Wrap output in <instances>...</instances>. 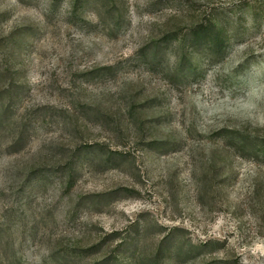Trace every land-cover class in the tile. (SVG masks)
<instances>
[{"label":"rangeland","instance_id":"1","mask_svg":"<svg viewBox=\"0 0 264 264\" xmlns=\"http://www.w3.org/2000/svg\"><path fill=\"white\" fill-rule=\"evenodd\" d=\"M0 264H264V0H0Z\"/></svg>","mask_w":264,"mask_h":264},{"label":"trees","instance_id":"2","mask_svg":"<svg viewBox=\"0 0 264 264\" xmlns=\"http://www.w3.org/2000/svg\"><path fill=\"white\" fill-rule=\"evenodd\" d=\"M204 31V30H203Z\"/></svg>","mask_w":264,"mask_h":264}]
</instances>
